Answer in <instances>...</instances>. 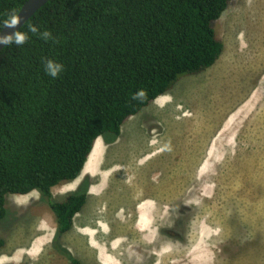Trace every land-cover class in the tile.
I'll return each mask as SVG.
<instances>
[{
	"label": "rangeland",
	"instance_id": "obj_1",
	"mask_svg": "<svg viewBox=\"0 0 264 264\" xmlns=\"http://www.w3.org/2000/svg\"><path fill=\"white\" fill-rule=\"evenodd\" d=\"M214 28L213 66L100 136L80 176L53 187L55 200L87 191L60 241L83 264H264V0H232ZM56 228L39 190L9 194L0 264H71Z\"/></svg>",
	"mask_w": 264,
	"mask_h": 264
},
{
	"label": "trees",
	"instance_id": "obj_2",
	"mask_svg": "<svg viewBox=\"0 0 264 264\" xmlns=\"http://www.w3.org/2000/svg\"><path fill=\"white\" fill-rule=\"evenodd\" d=\"M26 1L0 0V31ZM231 1L50 0L38 9L18 31L25 42L0 52V219L9 194L39 190L58 233L72 229L87 191L55 200L53 187L80 176L100 136H119L182 75L217 62L225 45L214 22ZM49 59L63 65L55 78Z\"/></svg>",
	"mask_w": 264,
	"mask_h": 264
},
{
	"label": "clouds",
	"instance_id": "obj_3",
	"mask_svg": "<svg viewBox=\"0 0 264 264\" xmlns=\"http://www.w3.org/2000/svg\"><path fill=\"white\" fill-rule=\"evenodd\" d=\"M10 23L12 25H15L17 23V20L15 17H13L10 21ZM32 32L37 33L38 29L33 26L30 29ZM41 38L43 39H48L50 36L49 32H39L38 33ZM26 40V36L20 34V33H14V34H9L7 36L0 34V44H3L5 46H11L13 44L19 46L21 44H23ZM44 68H45V72L50 76V77H57L63 70V65L60 64L59 62L53 61V60H46L44 62ZM142 95V92H137L136 93V97H139ZM134 97V98H136Z\"/></svg>",
	"mask_w": 264,
	"mask_h": 264
},
{
	"label": "water",
	"instance_id": "obj_4",
	"mask_svg": "<svg viewBox=\"0 0 264 264\" xmlns=\"http://www.w3.org/2000/svg\"><path fill=\"white\" fill-rule=\"evenodd\" d=\"M50 0H27L25 4L22 6L19 13L15 16L17 23L12 25L10 21L6 24V26L0 31L2 35H9L17 33L21 27L27 22V20L33 16L38 9H40L44 4H46ZM6 46L0 44V52Z\"/></svg>",
	"mask_w": 264,
	"mask_h": 264
},
{
	"label": "flooded vegetation",
	"instance_id": "obj_5",
	"mask_svg": "<svg viewBox=\"0 0 264 264\" xmlns=\"http://www.w3.org/2000/svg\"><path fill=\"white\" fill-rule=\"evenodd\" d=\"M141 221L142 219H140L137 223V226H139L140 228V231L143 233V227L140 226L141 224ZM56 223H57V220H56ZM71 230V229H70ZM69 230V231H70ZM69 231H66L62 234H59L58 233V223H57V228H56V234H55V237H54V242H53V247L54 249H59L61 252L65 253V251H68V246H66L64 243H60L61 239H62V236L66 233H68ZM71 250V249H70ZM78 258V257H77ZM83 263V262H82Z\"/></svg>",
	"mask_w": 264,
	"mask_h": 264
},
{
	"label": "crops",
	"instance_id": "obj_6",
	"mask_svg": "<svg viewBox=\"0 0 264 264\" xmlns=\"http://www.w3.org/2000/svg\"><path fill=\"white\" fill-rule=\"evenodd\" d=\"M225 127L227 128V129L224 130L225 132H227V131L229 130V125H228V126H227V125H226V126L223 125V126L221 127V129H220V134H221L220 136H221V137L223 136L222 130H223V128H225ZM217 136H218V134H217ZM218 141H219V142H222L220 139H218V140L215 141V144H216ZM212 152H213V151H209V154H210L209 156H210L211 158H217V157H215V154H216V153H215V152L212 153ZM211 154H214V155H211ZM213 156H214V157H213ZM101 162H102V161H101ZM103 163H104V162H103ZM141 209H142V213H141L142 215H141L140 217H141V219H143V206H141ZM146 221H147V220H146ZM140 226H142V225L140 224Z\"/></svg>",
	"mask_w": 264,
	"mask_h": 264
},
{
	"label": "bare ground",
	"instance_id": "obj_7",
	"mask_svg": "<svg viewBox=\"0 0 264 264\" xmlns=\"http://www.w3.org/2000/svg\"><path fill=\"white\" fill-rule=\"evenodd\" d=\"M98 149H99V147H98V144L97 145H95V148H94V150H93V152H92V154H91V157L93 158L94 156H95V154L98 152ZM90 161V160H89ZM143 227V226H142ZM146 228V227H145Z\"/></svg>",
	"mask_w": 264,
	"mask_h": 264
}]
</instances>
